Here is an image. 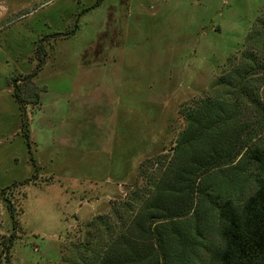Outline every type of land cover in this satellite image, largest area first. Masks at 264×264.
<instances>
[{
	"label": "rangeland",
	"instance_id": "rangeland-1",
	"mask_svg": "<svg viewBox=\"0 0 264 264\" xmlns=\"http://www.w3.org/2000/svg\"><path fill=\"white\" fill-rule=\"evenodd\" d=\"M18 78L24 97L38 93L23 116ZM210 102L225 105L218 133L233 161L197 173L174 221L188 239L169 225L160 244L140 238L138 221L158 213L150 202L171 182L181 107ZM255 147L264 0H0V264H109L113 244L132 251L122 264H138L150 242L165 264H217L205 194L243 202L262 173L247 157Z\"/></svg>",
	"mask_w": 264,
	"mask_h": 264
},
{
	"label": "trees",
	"instance_id": "trees-1",
	"mask_svg": "<svg viewBox=\"0 0 264 264\" xmlns=\"http://www.w3.org/2000/svg\"><path fill=\"white\" fill-rule=\"evenodd\" d=\"M35 51L41 52L40 56L38 55L37 66L35 70L23 77L27 79L29 86L33 85L32 78L37 74V68L44 60L45 51L40 42ZM19 80L21 79L18 78L15 81L13 96L19 102L23 116L24 103L32 100L37 102L38 93H35L30 100L24 97L26 95L23 91H26L27 86L20 85L22 80L20 82ZM224 107L225 105L220 102H210L200 108L181 107L186 125L178 134L174 145L171 158L176 160V164L173 169L169 167L164 172V175L172 176L168 179L171 182L164 184V181H161L164 188L157 192V196L150 202L152 207L158 209V213L150 214L149 220L146 219L147 217H142L141 221H138L140 238L148 240L153 237L160 244L167 235L157 233L158 228L162 232L164 228L170 226L172 230L180 234V237L188 239L185 232L180 230L174 221L182 219L187 213V197L190 191L194 190L193 187L196 188L197 173L202 170L207 171L209 167L228 165L233 161V158H228L226 152L227 142L224 143L223 137L218 133L222 128L221 110ZM25 124L26 120L22 118V125ZM247 157L262 170V173L256 178L253 191L243 202L236 205L227 196H212L209 191L205 194L215 204V206L212 205V210L215 211L219 221L220 245L214 253L217 264H264V147L248 150ZM151 158L148 157L144 162L154 163ZM141 167L142 163L139 165V171ZM173 183L176 184L175 187ZM6 204L13 215V206L8 200ZM152 223H155L153 227ZM129 239L133 240L132 237ZM132 243V241L129 242L130 247L133 246ZM10 245L11 241L6 248ZM148 245L141 247L140 253L143 252L141 255L138 257L136 255L137 263L165 264L166 258L162 259L160 254L156 253L154 242ZM139 250L140 248L133 251L138 254ZM126 254H132V251H126L120 244H113L107 249L105 257L109 259V264H122V261L127 259Z\"/></svg>",
	"mask_w": 264,
	"mask_h": 264
}]
</instances>
